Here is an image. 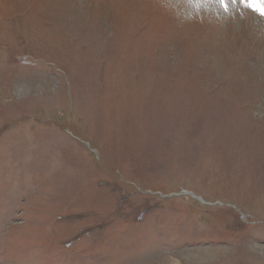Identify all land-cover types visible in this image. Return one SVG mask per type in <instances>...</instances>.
<instances>
[{"label":"rangeland","instance_id":"obj_1","mask_svg":"<svg viewBox=\"0 0 264 264\" xmlns=\"http://www.w3.org/2000/svg\"><path fill=\"white\" fill-rule=\"evenodd\" d=\"M0 264H264V16L0 0Z\"/></svg>","mask_w":264,"mask_h":264},{"label":"snow or ice","instance_id":"obj_2","mask_svg":"<svg viewBox=\"0 0 264 264\" xmlns=\"http://www.w3.org/2000/svg\"><path fill=\"white\" fill-rule=\"evenodd\" d=\"M241 2L254 11L258 12L260 15L264 16V0H241ZM221 6L227 10L228 0H219Z\"/></svg>","mask_w":264,"mask_h":264},{"label":"built area","instance_id":"obj_3","mask_svg":"<svg viewBox=\"0 0 264 264\" xmlns=\"http://www.w3.org/2000/svg\"><path fill=\"white\" fill-rule=\"evenodd\" d=\"M182 192H183V191H182ZM201 203H202V204H204V202H203V201H201Z\"/></svg>","mask_w":264,"mask_h":264}]
</instances>
